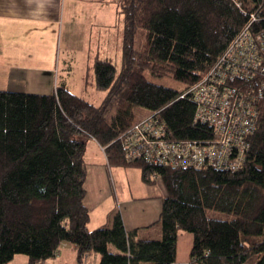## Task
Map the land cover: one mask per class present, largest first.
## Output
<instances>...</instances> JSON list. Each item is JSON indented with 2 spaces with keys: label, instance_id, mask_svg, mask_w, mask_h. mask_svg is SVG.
Returning a JSON list of instances; mask_svg holds the SVG:
<instances>
[{
  "label": "trees",
  "instance_id": "16d2710c",
  "mask_svg": "<svg viewBox=\"0 0 264 264\" xmlns=\"http://www.w3.org/2000/svg\"><path fill=\"white\" fill-rule=\"evenodd\" d=\"M124 19L122 69L97 57V105L60 82L51 93L0 89V264L18 254L28 264L74 243L78 263L175 264L180 232L193 234L191 264H264V97L258 129L239 169L160 165L131 158L124 135L136 108L166 124L167 138L212 137L182 97L251 21L264 27V0H116ZM139 44H138V43ZM136 45L138 47H136ZM172 76L176 88L149 78ZM115 106V111L108 116ZM97 142L112 166L137 167L143 182L163 183L160 238L127 230L120 210L91 228L86 205L88 145ZM219 212V214H217ZM110 245L119 252L111 251Z\"/></svg>",
  "mask_w": 264,
  "mask_h": 264
},
{
  "label": "crops",
  "instance_id": "0c3cea01",
  "mask_svg": "<svg viewBox=\"0 0 264 264\" xmlns=\"http://www.w3.org/2000/svg\"><path fill=\"white\" fill-rule=\"evenodd\" d=\"M105 14L111 17L104 21ZM122 17L116 0H0V89L51 90L60 82L71 89L66 75L74 71V59L80 60L87 78L94 73L97 57L110 59L102 53L113 52L114 41L118 52ZM81 79L83 88V83L88 81L84 77ZM90 142L95 143L104 156V160L89 164L86 205L91 212L90 227L111 221L110 215L117 207L113 201L109 209L102 208V204L114 193L127 230L138 228L140 237L160 238L162 230L158 220L165 194L163 183H160V196L155 195L149 184L142 182L143 195L128 193L119 197L116 187L112 188V174L103 148L94 140ZM193 240L192 233L180 232L175 264H191ZM85 260L88 264H99L100 256L88 254ZM28 261L27 255L18 254L10 264H28ZM77 263V246L63 242L56 256L43 264Z\"/></svg>",
  "mask_w": 264,
  "mask_h": 264
},
{
  "label": "built area",
  "instance_id": "2783aa9c",
  "mask_svg": "<svg viewBox=\"0 0 264 264\" xmlns=\"http://www.w3.org/2000/svg\"><path fill=\"white\" fill-rule=\"evenodd\" d=\"M251 21L240 31L209 71L182 97L196 104L195 120L212 128L205 141L171 140L155 114L136 121L124 135L131 158L145 156L160 165L239 169L258 129L264 97V27Z\"/></svg>",
  "mask_w": 264,
  "mask_h": 264
},
{
  "label": "rangeland",
  "instance_id": "374dc122",
  "mask_svg": "<svg viewBox=\"0 0 264 264\" xmlns=\"http://www.w3.org/2000/svg\"><path fill=\"white\" fill-rule=\"evenodd\" d=\"M111 17L110 14H105L104 17V21L106 19H109ZM114 19L116 20L117 14H115ZM123 20V17H122ZM124 21L121 22V25L119 24V29H120V42L118 45V52H116V41H114V47L115 50H113V52H103L102 56L104 57H108L110 59H112L113 63L116 65L118 72H120V70L122 69V44H123V30H124ZM138 43V42H137ZM139 44V43H138ZM136 47H138L136 45ZM79 59L76 58V60L74 59L73 61V69L74 71L72 72L71 75H66V77L68 78L70 83V87L72 89V91H74L75 93L82 95L83 97L89 99L90 101H92L93 103L99 105L102 103L106 92L103 90H99L96 88L95 83H94V73L92 72V74L89 75V77L86 78V74H83V66L81 65V63H79ZM82 61V60H81ZM85 72V71H84ZM66 72H63V74ZM82 74V75H81ZM81 77H84L88 82L87 83H83V88L81 87ZM149 78L159 84H163L166 86H173L176 88H184V85L182 83H180L179 81L175 80L174 78H172V76H163V77H153L151 75H149ZM54 88H52L51 90H45V89H40V88H31V92L35 91L34 93H49V91H53ZM38 91V92H36ZM115 111V106H113V108L111 109V111L109 112L108 116H110L112 113H114ZM136 117L135 120L141 119V118H145L147 117L150 112L146 109L143 108H136ZM89 153H88V159L91 162H97L100 161V159L104 160V156L102 154V152L98 149V147L95 145V143L90 142L89 143ZM99 150V151H97ZM111 171V178H112V188H114V186L117 189L118 195L119 197H123V195L128 194V193H133L135 195H143V191L141 189V184L143 182L142 177H141V171L139 168L137 167H125V166H112L110 168ZM160 180H158L155 184L150 185L151 188H153V191L155 193V195H161L162 193V186L160 184ZM124 190V191H123ZM164 190V189H163ZM121 191H123V193H121ZM111 195H113L111 198L108 199V201L104 202L102 204V208L106 207L107 209L110 208V205H112V201L113 204H115L116 210H120L119 206L117 204V197L116 195L113 193H111ZM117 205V206H116ZM217 214H219V212H217ZM111 251L113 252H119L118 249L113 246L110 245L109 248Z\"/></svg>",
  "mask_w": 264,
  "mask_h": 264
}]
</instances>
